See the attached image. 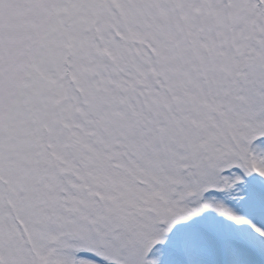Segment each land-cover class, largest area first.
I'll list each match as a JSON object with an SVG mask.
<instances>
[{
	"label": "snow or ice",
	"instance_id": "snow-or-ice-1",
	"mask_svg": "<svg viewBox=\"0 0 264 264\" xmlns=\"http://www.w3.org/2000/svg\"><path fill=\"white\" fill-rule=\"evenodd\" d=\"M0 264H264V0H0Z\"/></svg>",
	"mask_w": 264,
	"mask_h": 264
}]
</instances>
